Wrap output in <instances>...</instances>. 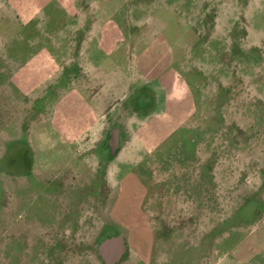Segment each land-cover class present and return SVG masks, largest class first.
<instances>
[{
  "label": "rangeland",
  "instance_id": "1",
  "mask_svg": "<svg viewBox=\"0 0 264 264\" xmlns=\"http://www.w3.org/2000/svg\"><path fill=\"white\" fill-rule=\"evenodd\" d=\"M15 1L0 0V264H264V0H81L133 35L138 58L146 52L135 78L154 89L152 76L178 70L194 99L167 139L173 124L140 138L129 133L139 118L114 108L103 126L117 131L112 157L97 137L54 140L57 156L34 147L46 117H30L3 71L15 54L28 84L42 82L33 95L47 88L37 107L60 106L62 60L43 82L51 66L32 73L31 39L58 29L43 22H62L57 7L71 0H20L38 10L28 25ZM21 154L33 169L22 175ZM118 237L124 251L110 263L99 247Z\"/></svg>",
  "mask_w": 264,
  "mask_h": 264
},
{
  "label": "crops",
  "instance_id": "2",
  "mask_svg": "<svg viewBox=\"0 0 264 264\" xmlns=\"http://www.w3.org/2000/svg\"><path fill=\"white\" fill-rule=\"evenodd\" d=\"M38 1L44 4L47 0ZM16 7L24 14L22 17L17 13ZM57 9H61L65 17L62 22H43V25L47 28L56 26L58 29L51 33L44 31L42 35L31 39L32 48H37L34 49L37 52L36 57H33L36 59L33 60L36 67L31 71L35 74L51 66V71L43 80L47 82L58 69L55 59L61 58L63 68L61 67L59 90L60 106L49 109L42 103L37 107L39 101H45L47 88L41 96L33 95L41 88L42 82L28 84L29 79L22 75L25 69L19 65L17 61L20 59L15 54L12 57L17 60L14 66L6 72L3 71V74L9 76L8 85L11 90L20 97L29 99L30 117H46L45 125L36 124L30 134L31 139L35 140L34 147L40 154L60 155L54 140H58V144L61 141L65 144L64 148H68L75 145L76 140L97 137L101 147L102 139L110 131L108 127L103 132V126L110 125L109 122L117 112L114 108L119 105L128 107V112L139 118L137 131L132 130V125L129 128L131 131H127L139 134L140 138L161 137L165 133H161L164 130L162 126H165L163 124L170 123L173 124L172 130L162 136L167 139L172 132L179 129L180 124L193 115L194 99L178 70H170L169 74L163 71L152 76L154 79L151 84L154 89L147 84L150 81L135 78L136 72L140 77L143 71L141 60L145 51L139 52L141 56L138 58L139 55L136 56L133 50L135 41L130 40L133 35L126 33L111 16L103 17L100 6H91L90 3L87 6L81 0H71L59 4ZM11 10L26 25L31 23L33 13L38 11L33 6H25L20 0L15 1ZM169 55L168 53V60L173 63ZM7 58L11 57L7 55ZM155 69L157 72L156 65ZM138 99L140 103H137ZM58 107L60 111L57 110ZM122 138L123 131L119 130V140Z\"/></svg>",
  "mask_w": 264,
  "mask_h": 264
},
{
  "label": "flooded vegetation",
  "instance_id": "3",
  "mask_svg": "<svg viewBox=\"0 0 264 264\" xmlns=\"http://www.w3.org/2000/svg\"><path fill=\"white\" fill-rule=\"evenodd\" d=\"M137 103H140V99L137 100ZM137 107H139V106L137 105ZM116 137H117V131L113 128L110 131H108L107 134L105 135L104 140H106V142L108 141V144L102 145V143H101L100 149H102L106 153V156L112 157L111 154L116 151L117 148L114 149V147H115L114 144H112L113 146L109 145V140H111L113 142L115 140L114 138H116ZM115 154H116V152L114 153V155ZM113 158H115V156H113ZM20 160H21V164H20V166L17 167V170L19 171L18 174L22 175L25 172L26 173L31 172L32 165L27 163L26 157L25 156L22 157V154H21ZM99 196H101V195H99Z\"/></svg>",
  "mask_w": 264,
  "mask_h": 264
},
{
  "label": "water",
  "instance_id": "4",
  "mask_svg": "<svg viewBox=\"0 0 264 264\" xmlns=\"http://www.w3.org/2000/svg\"><path fill=\"white\" fill-rule=\"evenodd\" d=\"M99 249L101 252L110 250L112 256V259L108 261L110 263L117 262L124 251L122 239L120 237L105 240L101 243Z\"/></svg>",
  "mask_w": 264,
  "mask_h": 264
}]
</instances>
